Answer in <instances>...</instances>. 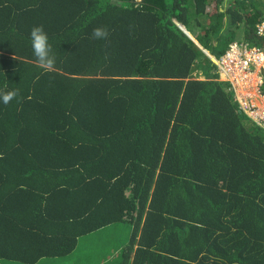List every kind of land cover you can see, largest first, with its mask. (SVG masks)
<instances>
[{"label":"trees","instance_id":"1","mask_svg":"<svg viewBox=\"0 0 264 264\" xmlns=\"http://www.w3.org/2000/svg\"><path fill=\"white\" fill-rule=\"evenodd\" d=\"M263 15L264 0H0V89H19L0 102V264L125 221L122 264H264V129L202 48L264 46Z\"/></svg>","mask_w":264,"mask_h":264},{"label":"built area","instance_id":"2","mask_svg":"<svg viewBox=\"0 0 264 264\" xmlns=\"http://www.w3.org/2000/svg\"><path fill=\"white\" fill-rule=\"evenodd\" d=\"M255 32L264 39V15ZM215 63L235 92L241 111L264 129V46L234 40Z\"/></svg>","mask_w":264,"mask_h":264},{"label":"rangeland","instance_id":"3","mask_svg":"<svg viewBox=\"0 0 264 264\" xmlns=\"http://www.w3.org/2000/svg\"><path fill=\"white\" fill-rule=\"evenodd\" d=\"M239 39V38H236ZM225 41L215 43V50L225 48ZM223 78V75L220 74ZM133 226L129 221L114 223L81 237L77 247L62 257H45L39 264H122L123 249L128 245ZM2 264H25L3 259Z\"/></svg>","mask_w":264,"mask_h":264},{"label":"clouds","instance_id":"4","mask_svg":"<svg viewBox=\"0 0 264 264\" xmlns=\"http://www.w3.org/2000/svg\"><path fill=\"white\" fill-rule=\"evenodd\" d=\"M108 30L104 27H96L92 30L91 38L96 41L106 40ZM30 42L35 63L44 70H52L55 67L56 57L52 52V46L48 42V36L43 26H34L30 31ZM19 96V89H0V102L4 105L10 104Z\"/></svg>","mask_w":264,"mask_h":264},{"label":"water","instance_id":"5","mask_svg":"<svg viewBox=\"0 0 264 264\" xmlns=\"http://www.w3.org/2000/svg\"><path fill=\"white\" fill-rule=\"evenodd\" d=\"M177 24L191 37L193 38L192 34L190 33V31H188L182 24H180L179 22H177ZM208 55V51L206 49H203ZM212 60L215 62V57H212Z\"/></svg>","mask_w":264,"mask_h":264},{"label":"crops","instance_id":"6","mask_svg":"<svg viewBox=\"0 0 264 264\" xmlns=\"http://www.w3.org/2000/svg\"><path fill=\"white\" fill-rule=\"evenodd\" d=\"M193 36V35H192ZM197 44H199L200 45V43L198 42V40L197 39H195V37L193 36V38H192ZM235 40H239V41H244V40H240V39H235ZM201 46V45H200ZM202 47V46H201ZM203 49H205L204 47H202ZM207 51H208V53H209V56L211 57V59H212V57H215V58H217L215 55H213L208 49H206ZM222 78V77H221ZM223 79V78H222ZM224 80V79H223Z\"/></svg>","mask_w":264,"mask_h":264}]
</instances>
